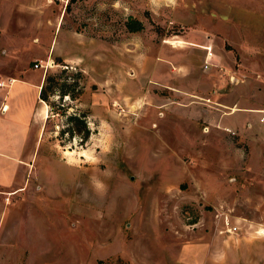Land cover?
Returning a JSON list of instances; mask_svg holds the SVG:
<instances>
[{"label":"rangeland","instance_id":"rangeland-1","mask_svg":"<svg viewBox=\"0 0 264 264\" xmlns=\"http://www.w3.org/2000/svg\"><path fill=\"white\" fill-rule=\"evenodd\" d=\"M46 73L70 93L47 121ZM9 76L2 153L30 122L23 165L0 166V264H264V0H0Z\"/></svg>","mask_w":264,"mask_h":264},{"label":"crops","instance_id":"crops-1","mask_svg":"<svg viewBox=\"0 0 264 264\" xmlns=\"http://www.w3.org/2000/svg\"><path fill=\"white\" fill-rule=\"evenodd\" d=\"M198 37L201 39V41H203L201 43H197L198 44L197 46L202 48L203 51H204L203 56H202V60H203V64L202 65H203V68L206 70L207 68H209V66L211 67L214 64V59L216 60V54L212 52L213 39L209 35H207V34L204 35L203 33H200L198 35ZM185 41L191 42L190 40H187V39ZM206 45H211V52H212L211 57H210V62L211 63H210V65L208 67H204V59H205V55H206V48H205ZM212 59H213V62L211 61ZM9 77H12V76H9ZM9 77H6L3 80H7V78H9ZM43 77H44V75L40 76L38 78L37 83H36V85H37V87H36V99H35L34 105H32V102H31L32 116L35 117L37 120L39 119L40 115L42 117V114H43L42 119L45 118L48 115L47 114V111H48L47 104H46V102H44L39 97V90H40L41 83L43 81ZM12 78L13 79L7 84V89L8 90L19 79L18 77H12ZM6 105H7L6 103H3L2 106L5 107ZM32 107H33V109H32ZM233 109H237V108L236 107H232L231 108V112L233 111ZM27 118H30L29 112H28V114L25 117H23L21 119L22 126L20 127L19 134L16 135V136L14 135V137H12L11 142L9 143V149H10L9 153L10 154L2 153L0 151V166H2V167H10V168H13V170H14L17 165H19V166L23 165V163H22L23 161H21V157H22V155H23V153L25 151V142H26L25 137L27 135L26 122H30V120L28 121ZM42 128H43V123L39 124L38 128L36 129V132H39L40 130H42ZM3 133H4V131H3ZM3 154L9 156L8 160H3L1 158V156H3ZM9 158H11V159H9ZM10 177H11V174H8V173H6V178L5 179H2V177L0 176V183L6 184L5 182H7L10 179ZM184 248H186V247H184ZM190 248L186 249V251H184L185 249L182 251L181 254H183L182 255L183 256L182 257L183 260H188V258H186V255L189 252L196 251L198 254L203 253V252H198L196 247L194 248V250H192L193 248H191V249ZM203 254H205V253H203ZM212 256H213V253L207 251L206 254L203 255V257L201 256L202 257L201 259L198 258V257L191 258V259H193L195 261L200 260V262L202 264V261L208 260V258L211 259ZM204 258H206V259H204ZM191 259H189V260H191Z\"/></svg>","mask_w":264,"mask_h":264},{"label":"trees","instance_id":"trees-1","mask_svg":"<svg viewBox=\"0 0 264 264\" xmlns=\"http://www.w3.org/2000/svg\"><path fill=\"white\" fill-rule=\"evenodd\" d=\"M126 25L130 30H138L142 27V23L138 19L129 18L126 22ZM57 81L55 80V77L51 75L50 73H46L43 77V81L40 86L39 90V97L50 105L49 96L50 93L56 92L59 94V97H62V94H69V90L63 89L60 90L59 88H54ZM84 114H78V113H70L68 117L69 123H72L66 131L69 133L68 138H72L76 134H81V140L87 139L90 134V129L86 125V121L84 119ZM50 115H47L46 121L49 119ZM102 259H99L97 261V264H102Z\"/></svg>","mask_w":264,"mask_h":264},{"label":"built area","instance_id":"built-area-1","mask_svg":"<svg viewBox=\"0 0 264 264\" xmlns=\"http://www.w3.org/2000/svg\"><path fill=\"white\" fill-rule=\"evenodd\" d=\"M205 48H206V55H205V59H204V67H208L210 65V63H211L210 62V57H211V54H212L211 45H206ZM35 65H37V63H35ZM12 79L13 78H9V81H7L6 83H5L4 80H1L0 81V86H3L5 84L7 85ZM259 120L264 123V113L261 114ZM223 223L225 224V226H224V228L222 230H227V231H232L233 232L239 227L237 224L230 222V219H229L228 215H225L223 217Z\"/></svg>","mask_w":264,"mask_h":264}]
</instances>
